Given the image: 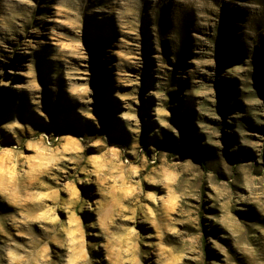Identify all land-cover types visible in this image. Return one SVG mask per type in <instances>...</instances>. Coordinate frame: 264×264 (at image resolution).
Instances as JSON below:
<instances>
[{
	"label": "rangeland",
	"instance_id": "obj_1",
	"mask_svg": "<svg viewBox=\"0 0 264 264\" xmlns=\"http://www.w3.org/2000/svg\"><path fill=\"white\" fill-rule=\"evenodd\" d=\"M0 264H264V0H0Z\"/></svg>",
	"mask_w": 264,
	"mask_h": 264
}]
</instances>
